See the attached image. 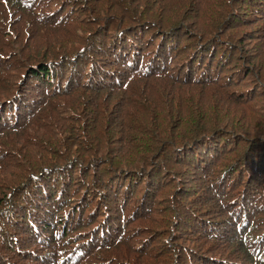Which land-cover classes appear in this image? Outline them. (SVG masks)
Masks as SVG:
<instances>
[{
	"label": "trees",
	"instance_id": "trees-1",
	"mask_svg": "<svg viewBox=\"0 0 264 264\" xmlns=\"http://www.w3.org/2000/svg\"><path fill=\"white\" fill-rule=\"evenodd\" d=\"M0 264H264V0H0Z\"/></svg>",
	"mask_w": 264,
	"mask_h": 264
}]
</instances>
